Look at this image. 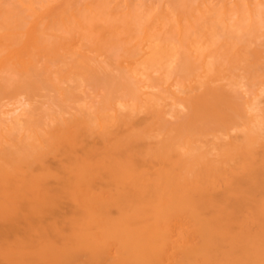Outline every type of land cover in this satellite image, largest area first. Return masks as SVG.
I'll list each match as a JSON object with an SVG mask.
<instances>
[{
	"label": "bare ground",
	"instance_id": "1",
	"mask_svg": "<svg viewBox=\"0 0 264 264\" xmlns=\"http://www.w3.org/2000/svg\"><path fill=\"white\" fill-rule=\"evenodd\" d=\"M0 264H264V0H0Z\"/></svg>",
	"mask_w": 264,
	"mask_h": 264
}]
</instances>
